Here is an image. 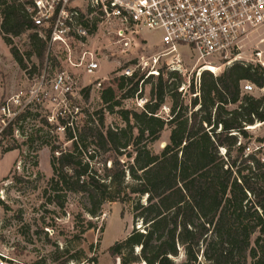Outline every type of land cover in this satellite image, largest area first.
Masks as SVG:
<instances>
[{
	"label": "trees",
	"instance_id": "1",
	"mask_svg": "<svg viewBox=\"0 0 264 264\" xmlns=\"http://www.w3.org/2000/svg\"><path fill=\"white\" fill-rule=\"evenodd\" d=\"M95 32L96 27L91 34ZM27 33L32 49L27 59L34 56L43 67L47 41L25 4L0 0L4 43L11 46L13 38ZM11 54L26 70L24 55L13 49ZM120 78L117 87L112 79L103 83L101 101L125 127H106L103 110L97 124L89 121L82 127L71 116L58 118L55 129L63 130L70 146L52 144L49 202L62 209L64 193L86 195L92 219L106 203H133L132 232L107 251L113 264H264V162L256 152L246 154L250 147L240 142L251 138L248 128L264 125V96L241 90L242 82L263 88L264 67L235 61L218 76L204 71L198 91L190 86L196 95L190 104L179 91L183 80L176 72L160 70L157 77H147L139 69ZM85 92L88 98L90 88ZM145 96L142 108H121L126 99ZM168 101L165 118L161 112ZM30 116L19 115L4 136L23 131L19 123ZM39 119L42 127L26 135L27 145L39 139L43 127H52L47 118L36 115ZM166 129L169 140L156 151ZM95 229L87 219L83 235ZM88 261L100 264L96 258Z\"/></svg>",
	"mask_w": 264,
	"mask_h": 264
},
{
	"label": "rangeland",
	"instance_id": "2",
	"mask_svg": "<svg viewBox=\"0 0 264 264\" xmlns=\"http://www.w3.org/2000/svg\"><path fill=\"white\" fill-rule=\"evenodd\" d=\"M255 32L256 30L249 32V38L244 42L245 47L239 51L238 60L260 65L254 57L259 43L251 45V40L260 37L261 31ZM137 33L134 41L137 45L129 54L122 56L114 55L118 53L114 49L115 36L109 22L99 25L95 34L83 40L85 48L78 42L73 44L75 60L81 50H87V42L91 51L95 52L100 61V70L93 76H87L84 70L78 68L66 66L46 68V65L41 67L34 56L27 59V54L32 50L30 33L13 38L11 46H7L0 35V107L8 103L18 114L28 112L31 115L26 121L19 123L23 131L20 133L16 131L12 138L3 136L0 139V191H3V195L0 196V253L15 260V263L10 264H92L88 261L92 258L98 259L100 264H113L107 253L108 249L132 232L133 203H106L102 207V214L92 219L87 215L89 205L86 195L64 193L62 200L65 206L62 209L50 203L52 195L49 183L53 178L52 144L60 143L63 148L70 146L63 131L55 129L59 126L58 118L67 119V116H71L70 121L74 119V124L82 127L89 121L96 120L97 124V114L103 110L106 127H125L121 118L117 114H110L102 104V88L97 87V82L108 78L112 79L111 83L117 87L122 82L120 76L125 67L135 72L139 70L138 66L142 62L154 66V57L164 51L160 46L163 33L148 29L139 30ZM259 46L264 50L263 45ZM12 49L24 55L26 70L16 62L11 54ZM180 53L184 68L181 73L176 72L183 80L179 91L182 92L186 104H190V100L196 96L191 94L190 86L193 84L198 91L202 66H214L218 76L228 67V61L220 57L199 61L187 47ZM56 54L63 59L66 58V53L62 50L57 49ZM169 58H161L156 65L158 71L163 70L165 75L172 72L166 66V60ZM60 71H67L75 82L71 93L66 97L62 93L53 92L51 88V81ZM140 72H144L142 67ZM103 87H107L106 83ZM87 88H90L88 98L85 92ZM149 91L148 86L147 96ZM121 94L118 92L119 96ZM254 95L258 97L259 93L255 92ZM144 98L147 99L146 96ZM66 100L67 103L64 104L63 101ZM139 103L138 98L126 99L121 108L140 109ZM170 106L171 103L168 101L164 106L166 110L162 109L161 115L165 118L170 112ZM117 110L119 108L116 112ZM36 115L47 118L52 127H43L44 131L40 133L39 139L27 145L26 135L35 134L42 127L40 119L35 120ZM247 130L251 138L240 139V142L250 147L246 154L256 152L264 162L262 147L264 141H259L264 139V125L258 124ZM169 135L170 130L166 129L161 140L155 145L156 151H160L166 145ZM13 146L19 148L2 154L4 150ZM87 219L93 221L96 229L83 235Z\"/></svg>",
	"mask_w": 264,
	"mask_h": 264
},
{
	"label": "built area",
	"instance_id": "3",
	"mask_svg": "<svg viewBox=\"0 0 264 264\" xmlns=\"http://www.w3.org/2000/svg\"><path fill=\"white\" fill-rule=\"evenodd\" d=\"M26 9L40 36L47 41L46 68L66 66L84 70L93 76L100 70V61L87 42V50H81L77 60L73 57V44L85 48L83 40L89 39L91 30L109 22L115 36L114 49L118 54L127 55L135 47L139 30L148 29L163 33L160 46L163 52L154 57V66L142 62L140 67L148 76H158L156 68L161 58L166 60L168 70H183L180 51L187 47L199 61L212 57L227 60L229 66L239 61V51L249 32L264 27V0H19ZM95 32V33H96ZM94 33V34H95ZM66 53V58L56 54V50ZM255 59L264 67V54L254 53ZM241 59V58H240ZM231 60V61H230ZM231 63H230V62ZM226 65V66H227ZM206 66H202L200 75ZM122 76L131 77L134 72L129 67L122 70ZM217 76V74L214 73ZM103 79L97 82L102 88ZM74 78L67 71H60L51 81L52 91L66 95L71 93ZM243 93L264 96V87L258 89L250 82H242ZM255 96V95H254ZM20 101V97H18ZM147 99H140L141 108ZM63 103H67L63 101ZM166 110L165 107H163ZM18 114L10 104L0 107V139L5 131L15 123ZM62 130V129H59ZM63 131V130H62ZM264 147V144L263 146ZM262 149V148H258ZM3 191H0V196ZM15 263V260L0 253V264Z\"/></svg>",
	"mask_w": 264,
	"mask_h": 264
},
{
	"label": "crops",
	"instance_id": "4",
	"mask_svg": "<svg viewBox=\"0 0 264 264\" xmlns=\"http://www.w3.org/2000/svg\"><path fill=\"white\" fill-rule=\"evenodd\" d=\"M262 29H264L263 27H261V28H259V29H257L256 30V32L258 31H261V34H260V37H257V38H253L252 40H251V45L253 44V43H255V44H258L259 43V45H263L264 46V31H262ZM255 32V33H256ZM249 38V36L244 40V42L247 40ZM244 42L242 43L243 45H242V49L245 47V45H244ZM257 46V49L256 50H260V51H262L263 52V54H264V50H262L261 48H260V46ZM107 79V78H106Z\"/></svg>",
	"mask_w": 264,
	"mask_h": 264
},
{
	"label": "bare ground",
	"instance_id": "5",
	"mask_svg": "<svg viewBox=\"0 0 264 264\" xmlns=\"http://www.w3.org/2000/svg\"><path fill=\"white\" fill-rule=\"evenodd\" d=\"M203 70H204V71H210V72L216 74L215 69H214V66H206V68L203 69ZM251 128H253V127H251Z\"/></svg>",
	"mask_w": 264,
	"mask_h": 264
}]
</instances>
